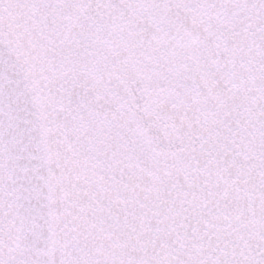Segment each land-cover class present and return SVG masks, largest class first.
Masks as SVG:
<instances>
[{"label": "snow or ice", "instance_id": "snow-or-ice-1", "mask_svg": "<svg viewBox=\"0 0 264 264\" xmlns=\"http://www.w3.org/2000/svg\"><path fill=\"white\" fill-rule=\"evenodd\" d=\"M0 264H264V0H0Z\"/></svg>", "mask_w": 264, "mask_h": 264}]
</instances>
